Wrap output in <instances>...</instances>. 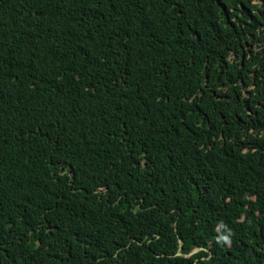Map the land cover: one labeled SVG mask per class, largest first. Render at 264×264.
I'll return each instance as SVG.
<instances>
[{"label": "trees", "instance_id": "obj_1", "mask_svg": "<svg viewBox=\"0 0 264 264\" xmlns=\"http://www.w3.org/2000/svg\"><path fill=\"white\" fill-rule=\"evenodd\" d=\"M0 264H264V0H0Z\"/></svg>", "mask_w": 264, "mask_h": 264}]
</instances>
